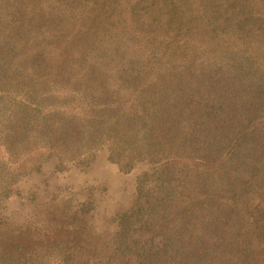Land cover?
Segmentation results:
<instances>
[{
  "label": "trees",
  "instance_id": "trees-1",
  "mask_svg": "<svg viewBox=\"0 0 264 264\" xmlns=\"http://www.w3.org/2000/svg\"><path fill=\"white\" fill-rule=\"evenodd\" d=\"M0 264H264V0H0Z\"/></svg>",
  "mask_w": 264,
  "mask_h": 264
},
{
  "label": "rangeland",
  "instance_id": "rangeland-1",
  "mask_svg": "<svg viewBox=\"0 0 264 264\" xmlns=\"http://www.w3.org/2000/svg\"><path fill=\"white\" fill-rule=\"evenodd\" d=\"M105 157L103 150L97 151L87 171L77 175L76 179L78 182H93L96 193L101 190L104 194L103 196L101 194L100 203L108 208L125 207L131 200L133 174L145 166L140 164L130 173H121L113 164H109ZM101 183L107 186L106 191H103V188L100 189Z\"/></svg>",
  "mask_w": 264,
  "mask_h": 264
}]
</instances>
